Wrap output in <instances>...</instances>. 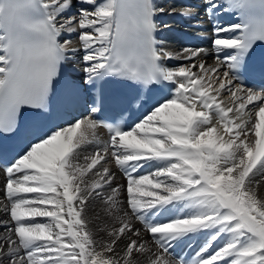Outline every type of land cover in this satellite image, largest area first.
Here are the masks:
<instances>
[{"label": "snow or ice", "instance_id": "obj_1", "mask_svg": "<svg viewBox=\"0 0 264 264\" xmlns=\"http://www.w3.org/2000/svg\"><path fill=\"white\" fill-rule=\"evenodd\" d=\"M79 2L91 8L65 17L73 0H0V138H11L0 140V264H264V0ZM165 13L196 28L213 22L214 64L202 47L165 46ZM73 33L82 78L62 74L80 50ZM126 82L136 91L96 118L108 87ZM93 91L86 116L51 123ZM133 104L145 113L137 122L117 119ZM98 127L107 141L96 138ZM88 144L95 149L82 157ZM110 163L126 185L115 184ZM146 166L152 171L141 174ZM94 200L110 221L98 229L105 238L89 227ZM200 236L194 256L175 253Z\"/></svg>", "mask_w": 264, "mask_h": 264}, {"label": "bare ground", "instance_id": "obj_2", "mask_svg": "<svg viewBox=\"0 0 264 264\" xmlns=\"http://www.w3.org/2000/svg\"><path fill=\"white\" fill-rule=\"evenodd\" d=\"M157 2L161 5V6H165V7H172V8H176L174 5L177 6V8L186 6V5H194V6H200L203 3V0H186L184 2V0H157ZM79 8H91L90 5L88 4H81L79 2V0H73V5L72 8L67 11L64 16H70L74 13L77 12V10ZM200 14H203V8L200 7ZM200 15V17H201ZM176 17L177 18H184L180 15H172L169 16L166 13L164 15H161L160 17H158V19L162 22H166V21H170L169 25H173L174 23H176ZM167 30H165L164 32L160 33V37L162 35H166ZM78 33H73L71 34V40H72V45L71 47H77L80 48L79 51L76 52L75 54V59L69 61L73 67H74V73L75 75H81L83 74L82 72V68L84 67V62L82 61V56L84 54L81 46L79 45L78 42ZM69 38L68 34H65L61 37V42H63L64 39ZM203 41V46H195V47H202L204 49L207 50V55L206 56H202L201 58L206 60V65H211L214 64V52L212 50V47H210V43L212 42V37L209 36L208 39H202ZM212 45V43H211ZM166 47L172 49V50H179L182 47L185 46H180L178 47V44L176 43H166L165 45ZM168 66H177L178 62L176 61H168L167 62ZM196 69H194L195 71ZM221 99L224 101L225 105H228L231 103L230 100V95L227 92L222 93L221 95ZM252 106L249 105L248 108L250 109ZM247 110V109H246ZM252 122L254 123L255 121V114H254V110L252 111ZM215 122V121H214ZM251 126V125H249ZM96 133V138L101 141V142H105L108 139V135L105 134V132L103 131V129L101 127H98L95 130ZM95 149V145L94 144H88L86 147L81 149V156L83 157V155L85 154H91V152H93ZM108 159L110 160L111 157L109 156ZM81 162H83V160H81ZM103 163V162H102ZM108 167L110 168L111 171L116 173V180H115V184H120V185H126V178H123L121 174V172L115 167L114 163H110L108 164ZM147 167V166H146ZM152 171L151 168L147 167V169L142 172L141 174H145L146 172ZM88 179H92V175L89 174V176L87 177ZM5 182V177H4V173L2 170H0V197L3 196V191H2V186L3 183ZM115 184L113 186H115ZM107 191V189L105 190ZM258 193L261 197H264V182H262L258 188ZM126 196V191H122L121 192V198H124ZM102 207L101 201L98 200H94L93 202H91L88 205V209L86 212V216L90 219V229H92L94 232L97 233V238H105L106 237V233L103 231H98V229L105 223L108 222L110 223V221H106L105 220V215L102 211H99ZM97 213L99 214V219H97ZM40 219V218H37ZM161 220H164V217L161 218ZM135 227L137 228H141L142 225L138 222L135 223ZM142 233H143V228H141ZM206 235V234H205ZM144 237L146 239H148V235L144 234ZM205 239V236H200V237H192L188 240L183 241L182 243L178 244L175 247V253L178 254L179 257H184V258H191L192 256L195 255V252L198 251V248L202 245L203 241ZM225 241V237H221L219 238L212 246V249L209 250V254L214 251L217 247L222 246L223 243ZM137 259H139L141 262H143L145 260L144 257L137 255L136 257Z\"/></svg>", "mask_w": 264, "mask_h": 264}, {"label": "rangeland", "instance_id": "obj_3", "mask_svg": "<svg viewBox=\"0 0 264 264\" xmlns=\"http://www.w3.org/2000/svg\"><path fill=\"white\" fill-rule=\"evenodd\" d=\"M167 215H170V213H169V214H166V216H167ZM137 223H138V222H137ZM141 228H142V227H141Z\"/></svg>", "mask_w": 264, "mask_h": 264}]
</instances>
